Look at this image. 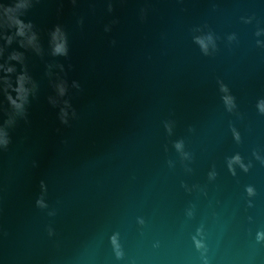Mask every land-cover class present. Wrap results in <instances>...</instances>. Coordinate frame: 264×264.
<instances>
[{"label": "water", "instance_id": "obj_1", "mask_svg": "<svg viewBox=\"0 0 264 264\" xmlns=\"http://www.w3.org/2000/svg\"><path fill=\"white\" fill-rule=\"evenodd\" d=\"M0 48V264H264V0H0Z\"/></svg>", "mask_w": 264, "mask_h": 264}, {"label": "clouds", "instance_id": "obj_2", "mask_svg": "<svg viewBox=\"0 0 264 264\" xmlns=\"http://www.w3.org/2000/svg\"><path fill=\"white\" fill-rule=\"evenodd\" d=\"M12 9L8 8L6 9V12H11ZM9 21H11V26H14L16 28V35L19 37L25 36V29L31 28V24H26L21 19H14L12 17H9ZM55 37H58V42L55 43L53 48V55L55 56H67L68 55V41L66 35L61 33V30L59 28L56 29L54 33ZM4 39H6L7 43L10 45L13 41L12 36H4ZM35 40V36L33 35L32 38L29 39L28 43L31 44ZM200 43L203 45V41H200ZM206 48L207 46L204 45ZM3 54V49L0 48V55ZM8 59L10 61H18L23 62V54L19 52H13ZM16 71V69L12 66H7L5 64H0V72H3L5 75L0 76V88H3L5 91L8 89H12L16 93V97L13 98L12 95H8L7 99L10 101L11 106L15 110V112L18 115H24L26 113V104L28 103L29 96L32 93L33 85L31 82L30 77L27 75V73L20 74L15 82V87H13V83L10 79V76L8 74H12ZM59 92L61 95L65 93V88L61 84L58 86ZM11 123V121H9ZM4 139L0 141L5 147L10 143V140L7 138L8 133L5 131L3 133ZM179 147V145H178ZM251 191V189H249Z\"/></svg>", "mask_w": 264, "mask_h": 264}]
</instances>
